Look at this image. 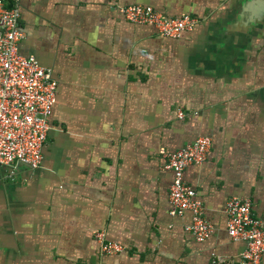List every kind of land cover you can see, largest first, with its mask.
<instances>
[{
    "label": "crops",
    "instance_id": "obj_1",
    "mask_svg": "<svg viewBox=\"0 0 264 264\" xmlns=\"http://www.w3.org/2000/svg\"><path fill=\"white\" fill-rule=\"evenodd\" d=\"M138 4L199 22L164 38L124 18ZM19 27L57 94L40 166H0V264L238 260L228 200H249L264 231V0H21ZM200 136L207 160L184 180L213 227L203 243L190 213L169 214L160 155ZM100 231L124 251L102 255Z\"/></svg>",
    "mask_w": 264,
    "mask_h": 264
},
{
    "label": "built area",
    "instance_id": "obj_2",
    "mask_svg": "<svg viewBox=\"0 0 264 264\" xmlns=\"http://www.w3.org/2000/svg\"><path fill=\"white\" fill-rule=\"evenodd\" d=\"M20 3L21 0H0V166L11 168L22 163L36 169L43 159L57 81L51 70L42 67L33 56L19 53L23 38L19 27ZM121 13L128 22L151 26L159 36L169 39L192 31L199 22L191 15L171 18L139 4L125 7ZM178 116L183 118V112L179 111ZM211 141L209 136H200L174 152L160 150L165 160L164 170L173 175L169 214L180 217L190 213L191 222L184 226V231L198 243L211 236L213 227L204 219L202 204L196 199L195 190L185 182L184 171L207 160ZM225 213L228 236L245 242L246 249L236 261L215 257L211 264H261L264 231L252 212L251 202L233 197L228 200ZM94 240L102 255H118L124 251L123 246L109 241L104 232H97Z\"/></svg>",
    "mask_w": 264,
    "mask_h": 264
}]
</instances>
